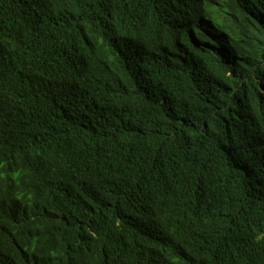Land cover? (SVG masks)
I'll return each mask as SVG.
<instances>
[{
    "label": "trees",
    "instance_id": "trees-1",
    "mask_svg": "<svg viewBox=\"0 0 264 264\" xmlns=\"http://www.w3.org/2000/svg\"><path fill=\"white\" fill-rule=\"evenodd\" d=\"M0 264H264V0H0Z\"/></svg>",
    "mask_w": 264,
    "mask_h": 264
}]
</instances>
